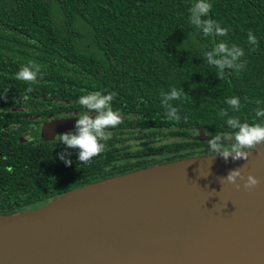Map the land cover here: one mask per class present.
Wrapping results in <instances>:
<instances>
[{
    "label": "trees",
    "instance_id": "trees-1",
    "mask_svg": "<svg viewBox=\"0 0 264 264\" xmlns=\"http://www.w3.org/2000/svg\"><path fill=\"white\" fill-rule=\"evenodd\" d=\"M194 2L0 0V215L38 208L145 165L210 154L206 133L234 131L220 115L223 109L241 122L264 123L255 115L258 107L264 108V0H210L208 18L229 29L226 37H205L190 23ZM249 31L258 45H249ZM220 41L242 47V60L247 62L245 70L222 81L217 69L202 58ZM28 61L41 65L43 75L35 84L15 78ZM172 87H182L188 95L172 101L180 110V122L167 118L161 100V93ZM93 91L117 94L113 109L125 116L120 129H128L124 121L135 115L137 126L147 132L188 133L195 128L204 130L206 139L165 143L161 148L168 157L140 162L134 170L85 176L84 184L79 173L94 163L79 161L78 149L44 134L30 138L21 133H38L34 118L43 115L41 108L53 105L52 99L71 101L70 107L85 110L77 99ZM232 96L240 98L239 112L226 103ZM224 143L230 146L231 140L226 137ZM67 152L71 166L59 158Z\"/></svg>",
    "mask_w": 264,
    "mask_h": 264
},
{
    "label": "water",
    "instance_id": "water-1",
    "mask_svg": "<svg viewBox=\"0 0 264 264\" xmlns=\"http://www.w3.org/2000/svg\"><path fill=\"white\" fill-rule=\"evenodd\" d=\"M241 167L255 189L221 179ZM0 264H264V145L247 161L179 159L0 215Z\"/></svg>",
    "mask_w": 264,
    "mask_h": 264
},
{
    "label": "clouds",
    "instance_id": "clouds-1",
    "mask_svg": "<svg viewBox=\"0 0 264 264\" xmlns=\"http://www.w3.org/2000/svg\"><path fill=\"white\" fill-rule=\"evenodd\" d=\"M212 7L210 0H196L189 9L190 23L205 37H226L229 29L222 27L216 20L208 18ZM248 43L253 46L258 45V40L251 31L248 33ZM244 56L245 50L242 47L220 41L215 44L212 50L204 52L202 58L206 64L217 69L216 75L222 81L226 75L230 76L232 72L239 73L246 69L247 62L242 60ZM226 69L229 71L226 72ZM42 75L41 65L35 61H28L27 64L20 67L15 78L22 82L35 84L38 76ZM27 91L32 92L33 89L29 87ZM116 95L115 92L104 94L101 91L81 95L77 99V103L85 111L78 114L75 131L58 134L55 138V141L66 145L68 149H78V159L84 165L108 150L107 141L113 138V132L110 129H115L123 123L122 114L114 110L112 106ZM182 97H188L182 87L180 89L172 87L169 92L161 93L162 104L167 109V118L170 121L180 122V110L173 105L172 101H179ZM23 99H27V97L25 96ZM226 103L233 112H239L242 107L238 96L227 98ZM256 103L259 105L262 102L258 100ZM220 115L227 117L226 123L234 131L230 134L216 132L213 135L206 133L212 137L207 141L210 156L218 155L225 160L231 157L233 160L244 159L247 161L250 154L256 151L258 146L264 145V123L241 122L239 117L229 116L227 109L221 110ZM255 115L258 118H264V108L258 107ZM226 137L231 140L230 146H226L224 143ZM70 155V152L60 153L59 158L66 165L71 166L72 161L67 158ZM221 179L236 185L237 188L240 187L237 181L243 180V187L247 190L255 189L260 184V180L251 174L245 180L242 167L231 170L226 177Z\"/></svg>",
    "mask_w": 264,
    "mask_h": 264
},
{
    "label": "flooded vegetation",
    "instance_id": "flooded-vegetation-1",
    "mask_svg": "<svg viewBox=\"0 0 264 264\" xmlns=\"http://www.w3.org/2000/svg\"><path fill=\"white\" fill-rule=\"evenodd\" d=\"M52 100L53 105L44 108V110L41 108L40 111L44 112L43 115L40 114L41 117L36 116L34 118V120H37V122H35L33 125L36 127H40V130H37L38 133H31L32 130H30L28 133H21V135L27 134L31 138L36 137V135L42 136L44 134L50 136V139L55 140L58 134L75 131V128L72 127L68 130H64V128L66 127V121L77 119L78 114L85 110L70 107L72 106V104L70 103L71 101L61 100L59 98H54ZM130 117L131 119L124 121L129 124L128 129L119 128V126L123 123H121L115 129H110L111 131H114V133L113 138L107 141L108 150L105 153H102L99 156L93 158L91 163L94 164L88 165V167L84 168L79 173V177L81 178V181L84 182V184L85 176L87 179L104 174H115L121 169H137L136 167L140 162H149L168 157L170 153L166 154L161 148L165 143H179L183 142L184 139H192L200 142L201 139H206L204 133H202L204 131L195 128L188 130V133H182V130L180 129L172 130V132L176 133H170L167 129H163L164 131L162 132H151L150 130L147 132V129H142L137 126V119L135 118V115H130ZM123 118H125V116ZM52 121H56L63 129L60 131H56L55 136H53V131L51 130H49L47 133H44L43 131L44 125ZM210 139L211 138L208 136L207 140ZM157 152H159L160 154L155 155ZM159 164L156 163L155 165ZM149 165L145 166L151 167Z\"/></svg>",
    "mask_w": 264,
    "mask_h": 264
}]
</instances>
